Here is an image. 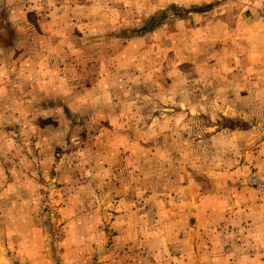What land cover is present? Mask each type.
Masks as SVG:
<instances>
[{"label": "rangeland", "instance_id": "1", "mask_svg": "<svg viewBox=\"0 0 264 264\" xmlns=\"http://www.w3.org/2000/svg\"><path fill=\"white\" fill-rule=\"evenodd\" d=\"M262 12L0 0V264H264Z\"/></svg>", "mask_w": 264, "mask_h": 264}, {"label": "built area", "instance_id": "2", "mask_svg": "<svg viewBox=\"0 0 264 264\" xmlns=\"http://www.w3.org/2000/svg\"><path fill=\"white\" fill-rule=\"evenodd\" d=\"M259 18H260L261 23H262V25L264 27V12L260 13V17ZM247 181H248L249 184H253V185L256 184V179L254 177L249 176Z\"/></svg>", "mask_w": 264, "mask_h": 264}]
</instances>
